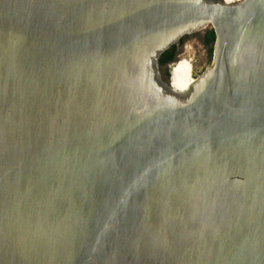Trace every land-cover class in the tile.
I'll return each instance as SVG.
<instances>
[{"label": "water", "instance_id": "water-1", "mask_svg": "<svg viewBox=\"0 0 264 264\" xmlns=\"http://www.w3.org/2000/svg\"><path fill=\"white\" fill-rule=\"evenodd\" d=\"M0 264H264V0H0Z\"/></svg>", "mask_w": 264, "mask_h": 264}, {"label": "rangeland", "instance_id": "rangeland-1", "mask_svg": "<svg viewBox=\"0 0 264 264\" xmlns=\"http://www.w3.org/2000/svg\"><path fill=\"white\" fill-rule=\"evenodd\" d=\"M214 34L212 26H208L185 36L184 42L178 44L175 62L160 68L164 80L173 86L180 85V81L186 77L174 73V68L180 63L186 64L195 79L201 75L212 63Z\"/></svg>", "mask_w": 264, "mask_h": 264}, {"label": "bare ground", "instance_id": "bare-ground-1", "mask_svg": "<svg viewBox=\"0 0 264 264\" xmlns=\"http://www.w3.org/2000/svg\"><path fill=\"white\" fill-rule=\"evenodd\" d=\"M226 3L229 4H233V3H237L241 0H223ZM174 73L183 76L184 75V79L183 81H180V85L178 86H173L172 87L174 89H176L177 91H186L190 88V86L195 82V78L192 76V72L190 71V69L186 66V64L180 63L178 64L175 68H174Z\"/></svg>", "mask_w": 264, "mask_h": 264}, {"label": "trees", "instance_id": "trees-1", "mask_svg": "<svg viewBox=\"0 0 264 264\" xmlns=\"http://www.w3.org/2000/svg\"><path fill=\"white\" fill-rule=\"evenodd\" d=\"M213 37L215 39V34L213 35ZM183 42H184V38H182L179 43H183ZM178 44L172 46L168 51H166L162 55V57L160 58V68L175 62L177 56Z\"/></svg>", "mask_w": 264, "mask_h": 264}]
</instances>
